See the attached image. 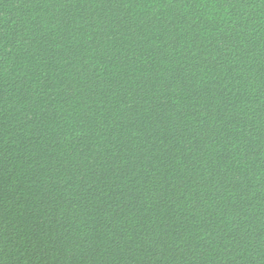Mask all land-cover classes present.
<instances>
[{
  "label": "clouds",
  "instance_id": "1",
  "mask_svg": "<svg viewBox=\"0 0 264 264\" xmlns=\"http://www.w3.org/2000/svg\"><path fill=\"white\" fill-rule=\"evenodd\" d=\"M0 264H264V0H0Z\"/></svg>",
  "mask_w": 264,
  "mask_h": 264
}]
</instances>
